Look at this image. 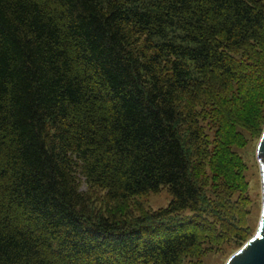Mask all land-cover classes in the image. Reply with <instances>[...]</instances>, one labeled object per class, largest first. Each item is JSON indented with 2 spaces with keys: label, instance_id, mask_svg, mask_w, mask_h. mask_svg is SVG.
I'll return each mask as SVG.
<instances>
[{
  "label": "trees",
  "instance_id": "obj_1",
  "mask_svg": "<svg viewBox=\"0 0 264 264\" xmlns=\"http://www.w3.org/2000/svg\"><path fill=\"white\" fill-rule=\"evenodd\" d=\"M263 125L264 0H0V264L239 248L213 210Z\"/></svg>",
  "mask_w": 264,
  "mask_h": 264
},
{
  "label": "rangeland",
  "instance_id": "obj_2",
  "mask_svg": "<svg viewBox=\"0 0 264 264\" xmlns=\"http://www.w3.org/2000/svg\"><path fill=\"white\" fill-rule=\"evenodd\" d=\"M248 142L245 146L235 148V151L241 156L245 164L244 176L247 186L243 191H226L224 194V210L215 207L213 211L227 214L229 218L248 228L249 234H253L258 223L261 208V187L259 167L256 158L257 137L247 136ZM243 184H240L242 187ZM218 201V191H207ZM171 196L165 189L159 193L149 194L135 198L129 203V209L137 213V208L142 207L145 210H157L168 205ZM189 214L188 212H185ZM247 230V231H248ZM233 243L229 246L225 243L221 245L220 250H212L205 253L200 259H186L182 264H224L230 253L236 250Z\"/></svg>",
  "mask_w": 264,
  "mask_h": 264
},
{
  "label": "water",
  "instance_id": "obj_3",
  "mask_svg": "<svg viewBox=\"0 0 264 264\" xmlns=\"http://www.w3.org/2000/svg\"><path fill=\"white\" fill-rule=\"evenodd\" d=\"M256 158L261 187V208L258 223L251 237L232 251L224 264H264V125L257 136Z\"/></svg>",
  "mask_w": 264,
  "mask_h": 264
}]
</instances>
